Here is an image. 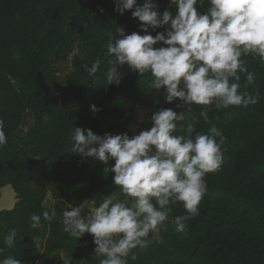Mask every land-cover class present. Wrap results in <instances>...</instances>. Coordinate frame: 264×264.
Instances as JSON below:
<instances>
[{"label": "clouds", "instance_id": "9594fccd", "mask_svg": "<svg viewBox=\"0 0 264 264\" xmlns=\"http://www.w3.org/2000/svg\"><path fill=\"white\" fill-rule=\"evenodd\" d=\"M197 3L204 0H169V7L177 9L173 15L167 8L160 12L154 0H144L142 5L137 0H114V11L123 15L132 10L144 34H125L117 27L119 38L107 45V55L112 57L106 72L108 85L119 84L118 66L127 65L139 76L149 73L150 90L163 89L168 103L179 98L187 107L205 106L200 113L205 122L212 106L219 110L256 104L258 97L241 92L238 82L239 73H247L245 87L254 81L242 57L264 61V0H207L205 13L197 11ZM157 28L164 32L151 35ZM158 43L164 46L154 48ZM99 65L97 59L84 68L94 75ZM100 110L90 106L93 114ZM185 115V111L161 109L152 114L150 129L131 137L127 133L101 136L75 128L72 152L103 164L114 160V166L106 170L114 173L113 183L124 197L107 196L86 216L81 215L83 204L62 213L65 233L77 240L85 233L92 235L94 252L103 257L100 264H127L131 250L150 243L149 233L155 238L168 220L171 205L182 203L187 213L174 218L177 231H184L186 222L199 215L207 192L204 177L222 164L224 137L215 126L207 134L195 132L192 123L186 135H173ZM3 123L0 120V147L7 143ZM42 216L51 222L56 212L44 211ZM30 220L32 228L42 227L41 215L32 214ZM15 238L16 230H9L4 245L13 247ZM0 264L21 261L8 256Z\"/></svg>", "mask_w": 264, "mask_h": 264}, {"label": "rangeland", "instance_id": "374dc122", "mask_svg": "<svg viewBox=\"0 0 264 264\" xmlns=\"http://www.w3.org/2000/svg\"><path fill=\"white\" fill-rule=\"evenodd\" d=\"M36 1L40 0L22 2L0 0V120L4 122L3 127L7 136V143L3 147L7 146L12 138L32 136L28 143L18 141L17 147L13 148L15 156L12 158L0 151V196L4 188L10 186L14 199L12 209L0 212V248L4 249L0 252V260L14 256L21 264H69L70 259L74 264H100L103 257L95 254L96 246L92 235L85 233L77 240L63 231L61 219L64 210L81 204L85 208L81 215L86 216L103 200L90 194L91 190L79 185L76 178V181L71 183L69 196L64 197L62 202H56L52 197L54 183L52 174L55 170L51 163L52 152L49 150L53 146L47 139L42 141L40 133L47 127L51 128L52 122L58 119L65 123L68 116L87 122L91 116L90 100L78 102L77 97L80 90L88 92L86 97L90 98L95 92V86L90 84V76L84 66L90 67L96 60L98 46L104 48L108 45L105 37L109 31L101 25L98 13L102 9L101 18L106 25L111 27L120 23L115 26L124 29L125 34L133 32L128 27L132 17L128 10L123 15L115 12L114 0H109L113 8L111 11L103 8L98 0H45L41 5L36 4ZM208 6L207 0L195 5L199 13H203ZM172 8L175 15L176 6L173 5ZM44 9L47 12H44ZM20 17L23 18V24L31 30L32 42L36 46L28 45L29 48H23L17 44L18 33L15 31L13 18L18 21ZM114 35L115 39L119 38L117 31ZM58 40L65 42L61 52L55 47ZM105 52L106 58L110 60L112 57L107 55V50ZM99 53H102V49ZM22 58L24 64L17 74L16 64ZM147 77L151 78V75ZM70 80L72 82L75 80V85ZM21 81L31 85L36 91L33 103L40 96H45L50 104H34L33 108L17 105L11 95L17 89L19 93L21 92ZM262 84L263 94L259 104H264V78ZM39 91L43 92L38 93ZM65 92L68 98L64 97ZM136 92L137 105L132 120L130 119L126 126L130 137L144 130L145 124L152 125V114L158 112L159 107L165 102L163 89L150 90L148 86L138 88ZM148 93L158 95V99L149 100ZM253 123L257 124L254 117H244L233 125L232 130L246 131ZM263 130L262 126L258 128L241 146L242 150L244 146L248 150L252 144L254 155L258 154V159L262 156L261 149H264L261 141ZM54 138V135L51 136L52 141ZM11 159H15L19 164L17 169L10 166ZM29 162L33 164L26 172L19 171L23 164ZM243 164V160H237V164L225 175L226 183L237 181V177L243 174ZM19 174L22 176H18ZM256 176L258 177L249 180L247 186L243 183L242 187L253 184L257 190L264 189V172L257 173ZM109 180L114 184L113 177H109ZM109 196L124 198L118 186ZM53 209L56 218L51 222L45 221L42 213L44 211L51 213ZM32 214L41 215L42 227L34 229L30 226ZM172 224L174 218L169 214L168 220L160 226L155 238L153 233H149L147 239L161 241L166 232L165 226ZM11 229L16 230V238L13 247L8 248L4 245L3 239ZM257 230L244 223L241 227L229 229L227 233L215 232L210 239L218 238L219 242L221 240L220 249L234 257L238 264H264V238ZM36 241H39L38 246L34 243ZM139 248L138 246L137 249Z\"/></svg>", "mask_w": 264, "mask_h": 264}, {"label": "trees", "instance_id": "16d2710c", "mask_svg": "<svg viewBox=\"0 0 264 264\" xmlns=\"http://www.w3.org/2000/svg\"><path fill=\"white\" fill-rule=\"evenodd\" d=\"M22 1L27 0H20V2ZM44 1H36V4L41 5ZM98 1L102 3L103 8L106 7L110 11L113 10L109 0ZM143 2L144 0H137L138 5H142ZM154 3L158 5L160 12H163L166 8L173 12V5L169 7V0H154ZM128 11L131 14L132 10ZM206 11L207 9L203 13ZM44 12H47L46 9H44ZM101 15L102 12L100 11L98 20L109 31L105 41L114 40V34H116L117 30L115 25L118 26L120 23L108 27ZM13 21L15 22V31L18 33L17 44L23 48H29L28 45L36 46L32 42L33 35H31V30L23 24V18L20 17L18 21L13 18ZM130 21L128 27L133 32L143 35L140 22L133 17ZM157 32H164V28H157L151 31V35L155 36ZM56 44L58 45L56 46ZM56 44L55 47L61 52L65 42L58 40ZM161 46L164 45L158 43L153 47L158 48ZM101 49L102 53H99ZM106 50L107 47L98 46L96 60H100V65L94 75H89L90 84L95 86L94 94L88 98L86 97L88 92L79 90L77 97L78 102L89 99L90 106L96 105L101 110L95 114L91 112L87 122H81L74 116H68L65 123H61L58 119L52 122L51 128L47 127L41 130L40 133L41 140L45 141L47 139L48 142H52L51 145L53 146L49 150L52 152L53 161L51 163H53L55 170V173L52 174L54 182L52 197L56 202H62L64 197L69 196L71 183L75 182L76 178L79 185L88 188L89 191L91 190L90 194L99 196L102 200L116 188V185L111 184L109 180V177H113L114 173L110 174V171L106 170L114 166V160L103 164L92 158L80 157L72 152L74 144L72 136L76 127L82 130L89 129L94 134L101 136L105 133L112 135L127 133L129 135L130 132L126 126L128 121L132 120V114L137 105L138 94L136 90L150 86L151 78L147 77L149 73L139 76L136 72L129 69L127 65L118 66L119 84L108 85L106 72L110 65L108 63L109 60L105 56ZM241 59L246 60L245 66L248 72L254 74V81L245 87L247 73H239L241 77L238 82L241 85L240 91L247 92L253 97H258L256 104L249 105L246 108L231 106L227 109L219 110L212 106L208 112V122H205L200 115L205 107L202 105L193 104L187 107L178 98L171 103L165 101L159 107L158 111L161 109H172L178 114L185 111V120L177 122V130L173 135H186V128L189 123L194 125L195 132L201 134H207L212 126L217 127L224 137V143L221 145L223 162L215 172L208 173L204 177L207 184V192L199 204V215L186 222L187 228L184 231H177L175 223L166 225V232L163 234L162 240H153L144 248L131 250L126 258L127 264H238L234 257L220 249L221 240L219 242L218 238L210 239L212 234L215 232L227 233L229 229L241 227L246 223L251 225L252 228H257V231L264 238V189L257 190V187L252 186V183L248 187H242L243 183H246L247 186L248 182H250L249 180L257 178V173L264 172V149H261L260 154L262 156L258 159V154L254 155L255 150H253L254 146L252 144L248 150L245 149V146L243 150L241 148L252 133H255L261 126L262 128L264 127V104H259V99L263 94L264 63L259 57L253 58L251 55ZM22 64H24L23 58L16 64L17 74H19ZM21 82V92L19 93V89H17L11 95L17 105L33 108L34 104H50L45 96H40L33 103L36 91L32 89L31 85ZM70 82L73 85L76 83L75 80L73 82L70 80ZM41 92L43 91L38 93ZM64 97L68 98L66 92ZM177 105H180V107H177ZM244 117H254L257 124L261 126L258 127L257 124L253 123L246 131L236 132L232 130L233 125ZM195 132L193 135H195ZM53 135L55 138L52 141L51 136ZM31 139V135L12 138L7 146L0 147V151L12 158L15 156L12 152L13 148L17 147L18 141L28 143ZM217 141H219V138H217ZM261 141L263 143L262 146H264V132L261 136ZM238 159L244 162L243 174H241L242 172L240 173L241 175L239 178L237 177V181L226 183L225 175L229 173L233 165L237 164ZM9 164L16 169L19 166L15 159H11ZM32 164L33 162H29L26 165L23 164L19 171L26 172V169H29ZM21 174L18 176H22ZM252 174L254 175L252 176ZM170 207L171 211L169 214H172L173 218L187 214L182 203H177ZM133 254L135 259H132ZM69 264H74V262L70 259Z\"/></svg>", "mask_w": 264, "mask_h": 264}, {"label": "water", "instance_id": "95a60500", "mask_svg": "<svg viewBox=\"0 0 264 264\" xmlns=\"http://www.w3.org/2000/svg\"><path fill=\"white\" fill-rule=\"evenodd\" d=\"M14 206L13 195L10 186L4 188L3 194L0 196V212L3 210H10Z\"/></svg>", "mask_w": 264, "mask_h": 264}, {"label": "crops", "instance_id": "0c3cea01", "mask_svg": "<svg viewBox=\"0 0 264 264\" xmlns=\"http://www.w3.org/2000/svg\"><path fill=\"white\" fill-rule=\"evenodd\" d=\"M148 97V99L149 100H153L154 98H157L158 99V95H156V94H154V93H148V95H147ZM156 96V97H155ZM150 102V101H149ZM151 124H145V127H144V130H148V129H150L151 128Z\"/></svg>", "mask_w": 264, "mask_h": 264}]
</instances>
